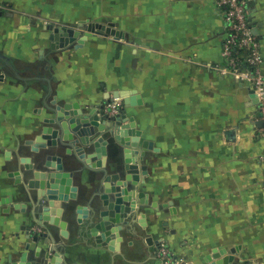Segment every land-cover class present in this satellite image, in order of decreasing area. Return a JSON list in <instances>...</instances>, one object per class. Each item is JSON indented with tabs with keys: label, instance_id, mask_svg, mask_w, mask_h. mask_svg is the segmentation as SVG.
Masks as SVG:
<instances>
[{
	"label": "crops",
	"instance_id": "1",
	"mask_svg": "<svg viewBox=\"0 0 264 264\" xmlns=\"http://www.w3.org/2000/svg\"><path fill=\"white\" fill-rule=\"evenodd\" d=\"M243 1L264 57V0ZM61 27L78 34L54 38ZM226 27L217 0H0V264L42 261L52 247L53 264H161L162 240L181 264H264V121L251 81L219 71ZM114 98L136 153L89 115ZM76 127L107 141L105 157L75 156ZM48 156L71 176L56 188L64 225L37 222L44 200L26 165L45 170ZM134 160L138 213L113 248L98 244L88 217L102 181L132 189Z\"/></svg>",
	"mask_w": 264,
	"mask_h": 264
},
{
	"label": "water",
	"instance_id": "2",
	"mask_svg": "<svg viewBox=\"0 0 264 264\" xmlns=\"http://www.w3.org/2000/svg\"><path fill=\"white\" fill-rule=\"evenodd\" d=\"M87 29L91 31H96L100 34L105 33H115L110 29H106L103 24L100 23H90ZM106 29V30H105ZM65 30L70 35L78 34V31H74L72 28L61 27L57 29L54 35V38H57L58 31ZM73 40V39H71ZM70 41L69 38H66V42ZM256 96V95H255ZM89 115L92 117V122L94 125L98 127L99 131L109 130L110 133L114 136L117 143L124 148L127 147L129 151L132 153L138 152V132L134 128V123L127 122L123 120V116L121 112L110 113L109 110L103 107L102 110H99V113H93ZM103 121V122H101ZM58 123V122H57ZM63 129L62 124H59ZM78 127L74 129L76 132L78 141L79 152L81 153V158L78 156L77 151L74 150L78 159H80L84 164L86 161L83 159L85 154V149L92 147V151L89 153V158H97V157H105L107 153V141L100 138L95 139L94 133L92 131H87V133L78 131ZM88 130V129H87ZM64 137L63 140L72 139V135H68L65 133V130H62ZM51 132V128L44 127L42 131V135L39 139L47 138V133ZM56 131L53 133V137L56 135ZM62 139V138H61ZM42 141V140H41ZM67 141V140H66ZM47 145H55V138H49L46 143ZM41 142L36 147H39ZM81 146V147H80ZM71 152V151H70ZM133 153V154H134ZM52 156V155H51ZM48 156L45 158L44 166L45 170H35L34 164L26 165V167L32 169V180H30L29 185L31 187H39L38 197L44 200L42 203L38 202L35 205L36 212L39 213L38 223L42 224L41 221H48L51 224H59L64 225V222H60V215L62 213V208H58L61 205V201L56 194V188L59 182L65 184V190H69V184L71 183L70 173L64 171V165L62 164V158L56 156ZM135 163H127L125 165V177L124 179L128 180L132 186V189L124 187L122 179H119L117 175L106 176L102 181L103 189L98 193L101 205L91 208L90 216L88 217L91 226V233L96 239L98 244L108 245L110 248H113L116 244V241L120 239V229L122 225L130 224L131 221L135 218L138 213V203L142 201V194L139 195L140 199L133 198V195H136L135 189L140 180V176L138 175V162L134 160ZM145 169V168H144ZM113 181V182H112ZM50 187L49 190L45 189V187ZM138 202V203H137ZM46 232L41 233L42 236L48 237L50 235V231L48 227H45ZM38 239V236L35 237ZM56 251L55 248L52 247L49 253H46L42 261H26V256L22 257V261L20 264H53L56 262L55 260ZM25 261V262H24Z\"/></svg>",
	"mask_w": 264,
	"mask_h": 264
},
{
	"label": "built area",
	"instance_id": "3",
	"mask_svg": "<svg viewBox=\"0 0 264 264\" xmlns=\"http://www.w3.org/2000/svg\"><path fill=\"white\" fill-rule=\"evenodd\" d=\"M218 7L223 9L227 23L222 56L221 74L232 73L237 78L251 81V88L256 95L261 119L264 121V75L260 66L264 61L261 41L254 32L243 0H217ZM240 51H243L240 54ZM119 99L114 98L106 104L110 113L119 112ZM161 264H181L169 244L162 240L157 248ZM251 264V263H249Z\"/></svg>",
	"mask_w": 264,
	"mask_h": 264
},
{
	"label": "rangeland",
	"instance_id": "4",
	"mask_svg": "<svg viewBox=\"0 0 264 264\" xmlns=\"http://www.w3.org/2000/svg\"><path fill=\"white\" fill-rule=\"evenodd\" d=\"M85 3L88 4V1H81L80 6L83 7L85 5Z\"/></svg>",
	"mask_w": 264,
	"mask_h": 264
},
{
	"label": "trees",
	"instance_id": "5",
	"mask_svg": "<svg viewBox=\"0 0 264 264\" xmlns=\"http://www.w3.org/2000/svg\"><path fill=\"white\" fill-rule=\"evenodd\" d=\"M243 53V51H240V54H242Z\"/></svg>",
	"mask_w": 264,
	"mask_h": 264
}]
</instances>
